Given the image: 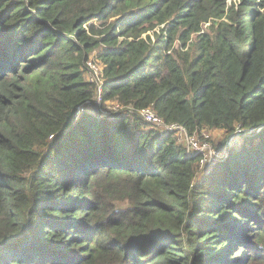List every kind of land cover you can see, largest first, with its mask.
Here are the masks:
<instances>
[{
	"label": "trees",
	"instance_id": "obj_1",
	"mask_svg": "<svg viewBox=\"0 0 264 264\" xmlns=\"http://www.w3.org/2000/svg\"><path fill=\"white\" fill-rule=\"evenodd\" d=\"M0 264H264V0H0Z\"/></svg>",
	"mask_w": 264,
	"mask_h": 264
},
{
	"label": "built area",
	"instance_id": "obj_2",
	"mask_svg": "<svg viewBox=\"0 0 264 264\" xmlns=\"http://www.w3.org/2000/svg\"><path fill=\"white\" fill-rule=\"evenodd\" d=\"M91 57L88 61V67L90 69V81L96 84V100L103 103V83H104V67L97 60L96 56ZM112 110L117 109L118 103H106ZM140 114L144 119L154 125H158L167 130L174 131L179 141H185L191 150H196L202 153L201 165L209 163L215 156L219 154V150L214 147L210 140H207L209 135L204 132L203 137L196 133L190 134L186 127L178 122L165 123L164 118L151 106H146L140 109ZM239 130L235 132L237 135ZM240 135V134H239ZM238 139L234 145L238 143Z\"/></svg>",
	"mask_w": 264,
	"mask_h": 264
},
{
	"label": "water",
	"instance_id": "obj_3",
	"mask_svg": "<svg viewBox=\"0 0 264 264\" xmlns=\"http://www.w3.org/2000/svg\"><path fill=\"white\" fill-rule=\"evenodd\" d=\"M84 111H86L89 114H96L97 116L105 117V116H112L114 113V110H112L109 106L106 104H103L102 102L98 100L89 101L84 104H82L78 111V116H80ZM239 133L236 135L233 133L228 137L226 140L225 147L221 148L219 150V154L217 156H225L227 155V147H232L234 143H236L237 139L239 140Z\"/></svg>",
	"mask_w": 264,
	"mask_h": 264
},
{
	"label": "rangeland",
	"instance_id": "obj_4",
	"mask_svg": "<svg viewBox=\"0 0 264 264\" xmlns=\"http://www.w3.org/2000/svg\"><path fill=\"white\" fill-rule=\"evenodd\" d=\"M111 103H113V102H109V104H111ZM207 134L209 135V137L211 139V143L214 147H215V145L219 144V142H221L222 138L226 135L223 130H212V131L208 132ZM210 139H207V140H210ZM182 142H185V141H182ZM236 252H237V250H236Z\"/></svg>",
	"mask_w": 264,
	"mask_h": 264
}]
</instances>
